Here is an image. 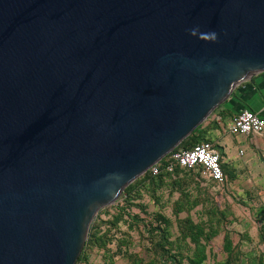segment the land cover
Returning a JSON list of instances; mask_svg holds the SVG:
<instances>
[{"label": "water", "instance_id": "1", "mask_svg": "<svg viewBox=\"0 0 264 264\" xmlns=\"http://www.w3.org/2000/svg\"><path fill=\"white\" fill-rule=\"evenodd\" d=\"M263 72L264 0H0V264H77L98 212Z\"/></svg>", "mask_w": 264, "mask_h": 264}, {"label": "trees", "instance_id": "2", "mask_svg": "<svg viewBox=\"0 0 264 264\" xmlns=\"http://www.w3.org/2000/svg\"><path fill=\"white\" fill-rule=\"evenodd\" d=\"M260 74L263 75L264 72ZM223 105H220L214 113L221 109ZM214 113L177 148L188 149L199 142L211 141V138L207 134L214 123L216 124V119L215 117L213 118ZM168 157L162 160L163 165L167 162ZM231 174L235 177L233 171H231ZM202 178L203 180L207 179L202 166L185 168L176 165L173 172L162 170L158 175H152L150 171L144 173L124 190L121 197L115 203L118 209L115 215H110L108 211L109 207H105L98 212L77 264H92L90 263V250L94 248L104 250L103 264H116L115 256L117 254L122 253L127 256L129 254L128 246L132 242L131 231L134 230L135 226L138 228L137 223L140 221L145 226L147 224L144 218L139 217L138 214H132L131 208L134 206H140L142 209L145 208L144 205L138 203L142 198L143 190L150 192L154 196L157 190L165 187L170 190V194L175 192L180 194L174 201V214L177 216L179 235L173 239L171 232L172 219L162 213H156L155 218L159 221V224L155 226L150 225L148 231L153 252L160 254L161 257H165L164 260L170 262V264H207L208 245L224 230L223 248L228 256L225 260L219 261L216 264H237L243 257L240 256L241 251L234 246L231 232L226 227L234 220L229 219V215L232 214L231 206H225L223 209L219 207L218 201L215 199L214 202L208 194L207 185H203L204 181ZM195 190L197 193L193 194ZM207 203L211 204L204 211L208 215V218L196 222L192 217V211L196 207L200 205L204 206ZM183 212L186 213L185 217L180 216ZM103 214L110 215V217L108 219L103 218ZM127 218H130L132 221L134 220L135 224H129V232L126 236L122 235V238L118 241L116 251L111 252L109 244L116 238L113 229H118L120 222L126 221ZM104 227L107 228L103 229ZM258 237L259 243L264 244V220L259 226ZM129 256L132 257L133 254L130 253ZM135 256L139 257V255ZM143 261L142 257L134 260L135 264H143ZM154 262L151 261L148 264H153ZM249 262L250 264H264V252H260L253 261Z\"/></svg>", "mask_w": 264, "mask_h": 264}, {"label": "rangeland", "instance_id": "3", "mask_svg": "<svg viewBox=\"0 0 264 264\" xmlns=\"http://www.w3.org/2000/svg\"><path fill=\"white\" fill-rule=\"evenodd\" d=\"M203 180V178H202ZM203 185H207L208 188V194L210 197L214 200L218 201L219 207L222 209L225 206H231L232 214L229 215V219H234L233 222L228 224L226 227L231 232V237L233 239L234 246L241 251L242 260L237 262V264H250L249 261H253L255 257L261 252V248L258 247V242L256 243V238L252 237V235H256V228L259 227L262 223V220L260 221L261 216L264 215V212L260 210V206L253 203L252 205H246L244 204L245 201L243 198L239 197L238 195L237 199L235 197H228V194H231V191L229 189L224 188L221 192L216 188L217 186L215 183L211 180H203ZM216 188V190H215ZM196 190L193 192V194H196ZM179 193L175 192L173 194H170V190L168 188H163L161 190H157L155 195L153 196L150 192H147L146 190H143L142 192V198L138 201V203L145 206V208L142 209L140 206H134L131 208L132 214H138L139 217L144 218L145 224L140 221L137 223L138 228L136 226L134 227V230L131 231L130 235L131 238V244H129V254L127 256L123 255L122 253L117 254L115 256L116 264H135L134 260L136 258L142 257L144 261L143 264H148L151 261H155L153 264H170V262H167L165 257H161L160 254H155L152 249V244L150 242L149 238V227L150 225H157L159 224V221L155 218L156 213H162L163 215H167L172 219V226H171V232L173 234V239L177 238L179 235V228H178V221L177 216L174 214V201L179 197ZM159 198V199H158ZM216 201V203H217ZM254 202V201H253ZM114 206H108L110 215H115L118 211L115 204ZM211 204L207 203L204 206L200 205L196 207L192 211V217L197 222L200 220H206L208 218V215L204 213L205 208L210 207ZM110 215L103 214L102 217L108 219ZM181 217H185L186 213L183 212L180 214ZM238 221L234 223V221ZM255 221V222H254ZM260 221V224H259ZM135 224V221L131 220L130 218H127L126 221H122L119 224L118 229L114 228L113 233L115 235V239L112 241V243L109 244V248L111 249V252L116 251L117 244L120 238H122V235H125L129 232V224ZM107 227H104L105 229ZM125 233V234H124ZM224 236L225 231L222 230L219 236H217L215 239L211 241V243L208 245L207 252H208V259L207 264H216L219 261L225 260L228 256L226 251L224 250ZM261 244V243H259ZM263 245V244H261ZM257 246V247H256ZM256 247V248H255ZM123 246V250H124ZM255 249V254L252 255H245L247 252H251ZM91 251V258L90 263L92 264H103L104 260V250H99L97 248H94ZM130 253L133 254L132 257H130ZM135 255H139L135 256ZM87 264V263H82Z\"/></svg>", "mask_w": 264, "mask_h": 264}, {"label": "crops", "instance_id": "4", "mask_svg": "<svg viewBox=\"0 0 264 264\" xmlns=\"http://www.w3.org/2000/svg\"><path fill=\"white\" fill-rule=\"evenodd\" d=\"M246 108L264 117V74L241 83L234 90L221 109L215 112L222 119L221 122L214 123L207 136L220 153L221 164L227 176L226 184L219 192L224 188L229 189L231 194L228 197L238 200V195L243 198L244 204L255 203L264 212V131L262 134H232L228 130L233 117ZM261 218L260 221H263L264 215ZM236 222L238 221L235 220L234 223ZM258 229L257 226L256 235L252 237L256 238L258 247L264 252V244H259ZM249 254H255V249L245 253Z\"/></svg>", "mask_w": 264, "mask_h": 264}, {"label": "built area", "instance_id": "5", "mask_svg": "<svg viewBox=\"0 0 264 264\" xmlns=\"http://www.w3.org/2000/svg\"><path fill=\"white\" fill-rule=\"evenodd\" d=\"M213 117L217 122H221L222 118L219 114L214 113ZM228 130L232 134H262L264 117L246 108L233 117ZM168 156L164 165L161 160L150 168L152 175H158L162 170L173 172L176 165L185 168L202 166L207 179L213 181L218 190L223 189L226 175L222 168L220 153L211 141L199 142L188 149L176 148Z\"/></svg>", "mask_w": 264, "mask_h": 264}, {"label": "clouds", "instance_id": "6", "mask_svg": "<svg viewBox=\"0 0 264 264\" xmlns=\"http://www.w3.org/2000/svg\"><path fill=\"white\" fill-rule=\"evenodd\" d=\"M197 32H198V29H194V30L191 31V34H192V35H196ZM211 35L213 36V38H215V35H216V34H215V33H211Z\"/></svg>", "mask_w": 264, "mask_h": 264}]
</instances>
